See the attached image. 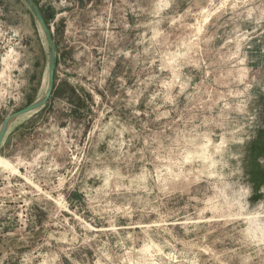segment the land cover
<instances>
[{
	"label": "rangeland",
	"instance_id": "374dc122",
	"mask_svg": "<svg viewBox=\"0 0 264 264\" xmlns=\"http://www.w3.org/2000/svg\"><path fill=\"white\" fill-rule=\"evenodd\" d=\"M46 104L0 149V264H264V0H34ZM44 36L0 0V123Z\"/></svg>",
	"mask_w": 264,
	"mask_h": 264
},
{
	"label": "water",
	"instance_id": "95a60500",
	"mask_svg": "<svg viewBox=\"0 0 264 264\" xmlns=\"http://www.w3.org/2000/svg\"><path fill=\"white\" fill-rule=\"evenodd\" d=\"M31 14L33 15L37 25L39 26L45 42H46V53H47V79L46 86L43 94L36 99H34L31 103L26 105L25 107L7 115L2 122L0 123V148L3 144L4 138L12 125V123L20 118L27 115H31L37 112L40 108H42L50 95L52 94L54 87V75H55V66H56V53H55V45L52 37L51 30L46 23L44 16L36 4L34 0H22Z\"/></svg>",
	"mask_w": 264,
	"mask_h": 264
},
{
	"label": "crops",
	"instance_id": "0c3cea01",
	"mask_svg": "<svg viewBox=\"0 0 264 264\" xmlns=\"http://www.w3.org/2000/svg\"><path fill=\"white\" fill-rule=\"evenodd\" d=\"M27 116H30V115H27ZM25 117H26V116H25ZM22 118H24V117H20V118L16 119V120L12 123V125L10 126V128H9V130H8V132H7L6 136H5V138H4L3 144H4V142L6 141V139H7L8 137H10V134L13 132V130H15V128H16L17 125H18V122H19L20 120H22ZM3 144H2V146H3ZM2 146H1V148H2ZM1 148H0V149H1Z\"/></svg>",
	"mask_w": 264,
	"mask_h": 264
},
{
	"label": "trees",
	"instance_id": "16d2710c",
	"mask_svg": "<svg viewBox=\"0 0 264 264\" xmlns=\"http://www.w3.org/2000/svg\"><path fill=\"white\" fill-rule=\"evenodd\" d=\"M46 21V20H45Z\"/></svg>",
	"mask_w": 264,
	"mask_h": 264
}]
</instances>
